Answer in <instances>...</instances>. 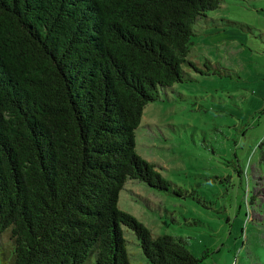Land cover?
<instances>
[{
  "label": "trees",
  "instance_id": "1",
  "mask_svg": "<svg viewBox=\"0 0 264 264\" xmlns=\"http://www.w3.org/2000/svg\"><path fill=\"white\" fill-rule=\"evenodd\" d=\"M220 3L0 0V232L12 264H130L123 226L150 264L203 258L185 235L153 236L118 196L127 179L183 193L138 153L135 129L160 91L194 79L183 66L223 75L189 58L195 23Z\"/></svg>",
  "mask_w": 264,
  "mask_h": 264
},
{
  "label": "rangeland",
  "instance_id": "2",
  "mask_svg": "<svg viewBox=\"0 0 264 264\" xmlns=\"http://www.w3.org/2000/svg\"><path fill=\"white\" fill-rule=\"evenodd\" d=\"M194 30L189 58L223 75L183 66L194 79L160 91L135 129L138 153L183 193L127 179L118 206L153 236H187L197 264H264V0H221ZM123 229L130 264H150ZM9 230L0 264L13 263Z\"/></svg>",
  "mask_w": 264,
  "mask_h": 264
}]
</instances>
